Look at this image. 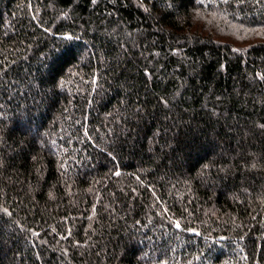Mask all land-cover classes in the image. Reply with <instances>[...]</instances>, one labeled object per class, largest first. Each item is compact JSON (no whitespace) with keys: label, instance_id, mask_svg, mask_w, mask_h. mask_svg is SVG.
Instances as JSON below:
<instances>
[{"label":"trees","instance_id":"16d2710c","mask_svg":"<svg viewBox=\"0 0 264 264\" xmlns=\"http://www.w3.org/2000/svg\"><path fill=\"white\" fill-rule=\"evenodd\" d=\"M0 264H264V0H0Z\"/></svg>","mask_w":264,"mask_h":264},{"label":"rangeland","instance_id":"374dc122","mask_svg":"<svg viewBox=\"0 0 264 264\" xmlns=\"http://www.w3.org/2000/svg\"><path fill=\"white\" fill-rule=\"evenodd\" d=\"M223 33L226 34V30H223ZM229 36H238L237 33L231 35L230 33H228ZM239 39H242V38H239Z\"/></svg>","mask_w":264,"mask_h":264}]
</instances>
